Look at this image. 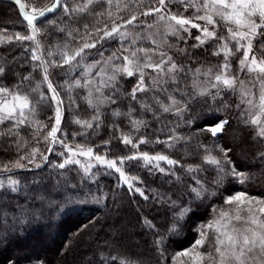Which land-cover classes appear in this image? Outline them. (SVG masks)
Masks as SVG:
<instances>
[{"label": "trees", "instance_id": "16d2710c", "mask_svg": "<svg viewBox=\"0 0 264 264\" xmlns=\"http://www.w3.org/2000/svg\"><path fill=\"white\" fill-rule=\"evenodd\" d=\"M22 1L28 11H31V6L39 7L51 3V0H37L33 5V0ZM65 2L83 3V0ZM123 2L129 5L127 10L119 13L125 18L132 12L142 11L137 0ZM144 3L157 6L154 0H144ZM169 7L175 12L184 11L182 5ZM105 10L115 13L114 6L109 8L106 0H101L100 3L91 5L86 13L68 16L64 15L63 9L60 8L40 21L36 25L41 29L37 35L40 45L37 55L47 61L58 60V55L49 57L48 52L57 53V45L62 46L65 41L70 47L77 46L79 36L73 41L67 37L66 32H59L57 28H79L83 33V24L92 25L97 19L101 21L97 27H103L104 23H109L108 17H97L95 13ZM193 11L195 10L189 9L184 14L189 16ZM150 17L141 16L140 20L145 22L151 20ZM51 21H55V25L51 24ZM134 25H127L125 28L128 30ZM15 33L27 35L30 34V29L14 2L0 0L1 39L6 40L7 36ZM225 33L224 28L219 30V34ZM171 39L176 42L175 37ZM122 43L128 47L129 40L102 41L97 45V49L90 50L92 54L87 56L85 63L101 59L99 55L98 58H92L97 50L102 52L105 58L111 56ZM34 48L36 44L29 40L21 42L13 38L10 42L0 43V67L5 69L4 73L0 74V80L5 86H15L36 100L39 99L40 93L46 98L50 97L51 93L47 84L42 82L43 71L41 67H37L40 61L31 58ZM192 51L194 55L192 53L191 56H175L174 53V60L183 68V71H178L179 77L175 82L166 76L167 83L160 82L158 86H154L152 79L146 76L145 83L149 90L137 92L136 99L133 100L129 93L136 86L137 77H120L116 85L117 91L103 89L104 96H111L115 103L99 105L98 109L90 106L85 99L88 96L86 88L68 87L70 84L74 85L76 80H80L81 84L85 82L87 76L82 75V68L69 74H65L67 66L49 68V79L63 100L62 132L57 133L61 139L73 146L84 144L93 147L94 151L109 157H122L139 151L151 155L162 153L180 163L169 166L161 162L175 172L172 179L175 181L172 184L159 183L156 186L159 187V195L163 196L162 198L149 193L151 188L146 192L137 180L132 181L135 187L144 191V196L148 197L145 199L135 188L130 189L120 180L119 173L106 166L96 164L87 177L79 165H71L65 169L53 167L62 162L64 157L57 153L64 151V148L55 144L52 145L54 151L48 152L42 136L33 138L32 134L37 128L32 125H23L18 130L20 137L29 143L17 150V137L8 134V129L14 121H5L0 124V133H4L0 135V165L19 159L20 155L29 153L34 147H39L48 156V161L40 162V167L28 164L26 168L14 169L11 173L4 174L11 175L20 183L16 191L8 187L0 188V264H121L122 260L126 264H172V256L198 239L197 229L213 220L212 202L223 204L228 196L240 191L264 198V158L258 155L264 152V140L255 137L254 127L243 122L249 116L245 112L244 104L236 107L240 103L237 88L232 90L222 87L218 95L215 88H209L211 95L196 96L188 101L187 110L182 114H177L175 110L163 112L154 99L158 98L167 105L170 104L168 95L175 96L179 101H186L194 92V75L190 76L189 73L199 67V61L201 62L204 56L203 53ZM145 72L150 74L151 69H146ZM29 74L30 79H23ZM196 77L201 76L197 73ZM37 86L38 92H32L31 89ZM142 104H147L151 110L142 107ZM55 107V102L50 100L37 105L36 120L54 124ZM115 111H119L121 115H114ZM242 111L245 112L243 116L240 115ZM96 115H99V121L92 119ZM214 117L229 121L225 131L217 137L201 131L206 120ZM77 119L90 121L93 127L86 128L77 124L74 122ZM134 120L145 123L137 129L133 127ZM97 124L99 127H96ZM181 132H185V137L191 139L176 142L173 148L155 143L157 139L174 143L169 137ZM76 133L81 135H73ZM122 135L130 136L133 143L138 139H147L150 143L141 144L135 149L131 144L122 142ZM105 141L110 143L105 144ZM200 144L213 148V154L217 156L221 154L214 148L215 144L231 149L228 154L233 166L238 171L247 172L252 179L241 185L232 177H228L221 186L214 185L212 181L216 172L211 166L203 164L202 157L205 152L202 147H198ZM38 159L39 156L36 160ZM80 160L87 162L85 157H80ZM24 161L28 163L27 160ZM135 162L137 161L126 162L124 165L125 172L132 177H135L134 174L137 177V173L142 174V167H136ZM197 164L202 165L205 170L196 175L208 185L211 193H215L211 199H196L189 190L190 184L185 182L189 176L185 173V167ZM177 176L180 177L179 182L176 180ZM167 201L171 204L165 203ZM183 208L190 210L182 219H177ZM146 220L151 221L155 227H149L145 223ZM174 224L176 231L169 232ZM161 237L163 243L157 245L155 241ZM161 248L163 257L159 251Z\"/></svg>", "mask_w": 264, "mask_h": 264}, {"label": "snow or ice", "instance_id": "6c2138e0", "mask_svg": "<svg viewBox=\"0 0 264 264\" xmlns=\"http://www.w3.org/2000/svg\"><path fill=\"white\" fill-rule=\"evenodd\" d=\"M36 2L37 0H33V5ZM100 2L101 0H83V3H68L65 0H51L50 4L39 7L31 6V11L29 12L25 11L26 5L21 3V0H15V3L19 5L24 20L27 22L30 34L15 33L7 36L6 40L0 39V43L10 42L13 38L21 42L25 40L33 41L36 44V48L33 49L31 58L32 60L40 61L37 67L42 68V82L47 84L48 91L51 93V96L47 98L43 93H40L39 99L33 100L28 93L19 91L15 86L13 88L0 86V124H3L5 121H14L8 129V134L17 137L15 141L17 150L25 147L29 143L28 140L20 137L18 131L21 126L29 124L37 128V131L32 134L33 138L42 136L43 141L47 145L48 152L54 151L52 145L55 144L62 145L64 148V151L57 153L59 156L64 157L62 162L53 165V167L65 169L71 165H79L87 177L92 173V169L96 164L106 166V168L113 169L116 173H119V179L127 184L130 189L135 188V191L141 196H144V191L139 187H135L132 183L133 180H138L139 177L129 176L125 172L124 165L126 162L142 160L145 166L151 165L152 169L161 173L171 171L172 175L175 176L174 171L161 166L162 161L169 166L180 163L168 155L162 153L151 155L148 152L137 151L132 155L109 159L107 154H100L98 151H94L93 147L84 144H76L73 146L57 135V133L62 132L63 100L60 98L56 86L49 79L50 67L65 68L67 66L65 74L82 68V75L88 76L92 73L93 69L100 66L99 70L95 73L96 76L100 77L98 83L95 79H91L85 80L83 84H81L80 80H76L74 85H68L69 88L73 86L88 88L89 94L85 99L90 106L97 109L99 104L115 103L111 96L103 95V89L109 88L117 91L116 85L118 77L121 75L132 77L138 74L137 84L131 93H129L133 100L136 99L137 92H146L149 90L144 81L145 77L150 76V74L146 73L145 69H153L158 74V76L150 77L154 86L159 85L161 76H168L172 81H176V73L183 71V68L171 56H167L165 52L161 51L159 52L160 59L154 60L153 56L156 54L157 49L134 47L137 40L143 39V37L139 33L133 35L125 26L144 23V21L140 20L141 16H155L154 23L148 24V28H153L155 25L163 22L164 43L167 42L166 38L168 35L183 39L184 37L181 36L182 32L191 36V30L198 29L200 34L194 38L199 43L193 45V47H199L209 40H214L219 46L218 50L213 54L219 56L222 53L224 57L222 64L215 73L212 72V69H208L204 73L206 76H212L214 82H211L209 86L202 87L194 80L192 83L194 92L188 96L186 101H179L175 96L168 95L167 98L170 104L166 105L154 97L163 112L175 110L177 114H182L187 110L188 101L194 99L196 96L211 95L209 87L215 88L218 95L222 87L236 90V86L239 83L240 103L236 107L239 108L241 104L248 106L246 111L249 118L243 122L255 128V137L264 138V0H154L157 6H152L151 3L146 5L144 0H137L142 11L138 13L132 12L128 18L119 15V13L128 9L129 5L127 3H124L123 0H106L109 8L115 7V13L112 10H105L95 13V15L97 17L106 15L109 23H104L103 27H97V24L101 23L99 19L92 25L85 23L83 24V33H81L79 28L67 30L64 27L57 28L59 32H66L67 37H70L73 41L79 36L77 46L70 47L69 43L65 41L62 46L57 45V53L48 52L49 57L58 55V60L53 59L47 61L42 59L41 55H37L40 48L37 35L40 34L41 29L36 26V22L39 18L45 17L48 13L58 8H62L63 14L68 16L86 13L89 11L91 5ZM169 5H182L184 11L174 12ZM189 9H194L195 11L191 15L185 16L184 13ZM197 21H202L203 24ZM50 23L55 25V21H51ZM218 28H224L226 34H218ZM130 37L131 40L128 47H125L122 43L121 47L107 58L103 56L102 52L97 50L95 54L99 55L101 59L91 64L85 63L87 56L92 54L90 50L97 49V45L102 41L119 39L123 42L128 41ZM147 39H150L153 44L157 43L152 34ZM180 51L185 52L186 50L181 49ZM117 53H120V55L117 56ZM125 53L127 54L125 55ZM237 53H242L238 61L240 70L257 74V80L259 82L258 97L253 93L252 89L245 86L244 81L238 80L237 76L229 72L232 66V58L236 57ZM121 58L123 60L122 64H112L113 59ZM165 65H167L166 71ZM109 68H111V75H109ZM4 71L5 69L0 67V74H3ZM196 72L199 73L200 69H196ZM30 78L31 74L23 79L28 80ZM163 82L167 83V81ZM93 86H95V91L100 93V96L97 98L99 104L93 101ZM253 87H256V85L254 84ZM38 90L39 86L31 89L32 92H38ZM48 100L56 104L54 124H45L39 120L34 121L32 117L37 111L36 106L46 103ZM181 104L182 106H177ZM142 107L151 110L147 104H142ZM252 109L256 110L255 114H252ZM113 114L116 116L121 115L119 111H115ZM240 115H245V112L242 111ZM92 119L99 121L100 117L96 115ZM49 120L51 121L52 118L50 117ZM74 122L86 128L93 127L90 121L77 119ZM144 123V121H132L133 127L137 129ZM228 124L229 121L226 119L220 117L210 118L206 120L205 126L201 131L217 137L225 131ZM96 127H99V124ZM3 134L0 133V135ZM73 135L81 134L76 133ZM120 139L124 144H131L135 149H138L141 144L150 143L147 139H138L136 143H133L132 138L128 135H122ZM190 139L191 137L186 138L179 135H172L169 137V140L174 143L160 141L159 139L155 143H162L168 148H173L176 142L181 140L188 141ZM104 143L108 144L110 141H105ZM198 147H202L205 152V155L202 157L203 164L211 166L212 170L216 172V177L212 183L217 187L221 186L228 177H232L234 181L241 185L252 179L247 172L238 171L233 166V162L228 154L231 149L222 148L218 144H215L214 148L218 149L221 154L217 156L213 154V148H209L203 144L198 145ZM258 155L264 158V152ZM37 156L40 157L41 162L48 161V156L39 147H34L31 152L20 156L19 159L0 165V188L8 187L12 191H16L20 181L14 179L11 175L4 174L11 173L14 169L26 168L28 165L22 163L24 160H27L28 164L40 167L41 164L37 163L36 160ZM78 157H85L87 162H82ZM184 170L195 182V186H188L190 192L194 194L196 199H199L204 193L209 191L205 187L204 181L197 178L196 175V173L202 172L205 169L202 165L197 164L187 165ZM176 180L179 182L180 177L177 176ZM144 198L147 199L148 197L144 196ZM172 203L175 204V201ZM224 203L228 205V208L220 209L213 220L201 225L197 229L199 238L189 248L177 252L172 256V264H264V199L252 197L247 192L240 191L228 196ZM189 210L188 208H183L177 219H182ZM145 223L149 227H155L151 224V221L146 220ZM175 231L176 226L174 224L169 229V232ZM155 243L161 245L163 243V237L156 240ZM159 251L163 257V249L161 248ZM121 264H126V262L122 260Z\"/></svg>", "mask_w": 264, "mask_h": 264}, {"label": "rangeland", "instance_id": "374dc122", "mask_svg": "<svg viewBox=\"0 0 264 264\" xmlns=\"http://www.w3.org/2000/svg\"><path fill=\"white\" fill-rule=\"evenodd\" d=\"M172 11H174V9H172ZM150 18H151V20H147V21H145L142 24L134 25L133 28L128 29V31L132 32L133 35H135L136 33H139L140 36L143 37V39L137 40V42L134 45V47L148 48V49H157L156 54L153 56L154 60H159L160 59L159 52H161V51L165 52L167 54V56H171L173 58V60H174V53H175V56H177V54H180V55L189 54V56H191V54L193 53L192 50H194L195 53L198 52L197 54L203 53V56H204L202 58L203 60L201 62L199 61V67L198 66L196 67V69H200L199 75L201 77L200 78L196 77V74H197L196 69H195V71H192L191 73H189V75L190 76L194 75L193 79L196 80L197 83L200 86H202V87L209 86V84L211 82H214L212 76H206L204 73H206L208 71V69H212V72L215 73L218 70L219 66L223 62L224 57H223L222 53L219 56H216V55L213 54L214 52H216L218 50V46H219L218 43L216 41H214V40H209L205 44H203V45H201L199 47H193V45H197L199 43L194 38L196 35L200 34L198 29H192L191 30L192 31V35L191 36H189L187 33H183L182 32L181 36L184 37L183 39H178L175 36L168 35L167 38H166L167 42L164 43L165 37L163 35V33H164L163 22H161L160 24L155 25V27H153V28H148L147 25L148 24H153L154 21H155V16H151ZM198 23L203 24L202 21H200ZM219 30H221V28H218V34H219ZM150 34L154 35V38L157 41L156 44H153L150 39H147V37ZM225 34H222V35H225ZM172 37L176 38V42L171 39ZM1 38L2 37L0 35V39ZM130 40H131V37L129 38V42H130ZM181 49H184L186 51L182 52V51H180ZM126 54L127 53H125V55ZM119 55H120V53L117 54V56H119ZM193 55H194V53H193ZM97 56L98 55L94 54V55H92V58H98ZM241 56H242V53H237L236 57L232 58V61H231L232 66L229 69V72L232 75L237 76L238 80L244 81L245 86L250 88V89H252L253 93L258 97V94H259V82L257 80V74L256 73H248L246 70H244V71L240 70L238 61H239V58ZM165 59H166V57H165ZM212 60H214V61H212ZM174 61L177 62L176 60H174ZM178 61H179V59H178ZM203 61H204V63H203ZM90 62L94 63V61H90ZM91 63H89V64H91ZM122 63H123L122 58L121 59H113V61H112V64H122ZM200 65H202V66H200ZM204 66H206V67H204ZM99 67L100 66H97L96 70L93 69L92 73L86 77V80L95 79L97 81V83H98L100 77L96 76L95 73L99 70ZM166 70H167V65H165V71ZM145 71H146V69H145ZM109 75H111V68H109ZM134 76H136L137 80H138V74L134 75ZM155 76H158V74L156 72H154L153 69H151V73H150L149 78L150 77H155ZM120 77H123V75L119 76L118 78H120ZM178 77H179V75H178V72H177L176 73V80H177ZM145 79H146V77H145ZM167 79H168V77L166 78V76H161L160 77L161 82L166 81ZM150 80H151V78H150ZM254 84L256 85V87H253ZM145 85H146V83H145ZM0 86H5V83L3 81H1V80H0ZM209 88L211 89V87H209ZM236 88L239 90V88H240L239 83L237 84ZM86 91L89 94V89L88 88H86ZM99 96H100V93H97L95 91V86H93L92 87V98H93L94 103L99 104V101L97 99ZM104 104H99V105H104ZM247 108H248V106L245 105L244 109H245L246 114L248 115V113L246 111ZM255 111H256L255 109H252V114H255ZM37 118H38L37 114L35 113V115L32 117V119L35 121ZM25 125L30 126L29 124H25ZM177 135L185 137L186 133L185 132H181V133H177ZM263 140H264V138H263ZM100 154H102V153H100ZM22 155H24V154H22ZM22 155H20V156H22ZM78 158L80 159V157H78ZM108 158L109 159H113V158H116V157H113V156L109 157L108 156ZM40 162H41L40 159H38L37 163H40ZM22 163L28 165V163L25 162V161H22ZM134 164L136 165V167L137 166H141L142 167V171H141L142 174L140 175V174L137 173V177H139V179L137 180L138 181L137 183L141 187H143V189L146 192H149L150 191L149 188H151V192H149V193H151L152 195H154L156 197H159V198L163 197V196L160 197V195H159L160 194V191H159L160 189H159V187H156V186H158L159 183L160 184L161 183L172 184L173 181H175V180H172L173 179V175L170 173L171 171H168V172H165V173H161V172H159V171H157L155 169H152L151 165L145 166L141 161H137ZM161 166L166 168V169H170L169 166L164 165L162 163H161ZM110 172L113 173V171H110ZM134 176L136 177L135 174H134ZM197 178L201 179L199 176H197ZM185 182L187 184L195 186V182L192 180L191 176H188L187 179L185 180ZM205 187L208 188V185L206 183H205ZM208 190H209V188H208ZM248 195L252 196V197H257V198L264 199L263 197H258L256 195H251L249 193H248ZM213 196H214V194H211V192L209 190L208 192L204 193V195L202 197L206 198V199H211ZM165 200H168V199H165ZM165 203L171 204V203H169V201H167ZM212 207H213V219H214V217L218 214L219 210L222 209V208L223 209H227L228 205H226L225 203L220 204V203H217V202H212ZM190 246L186 247L185 249L189 248ZM185 249H183V250H185Z\"/></svg>", "mask_w": 264, "mask_h": 264}, {"label": "water", "instance_id": "95a60500", "mask_svg": "<svg viewBox=\"0 0 264 264\" xmlns=\"http://www.w3.org/2000/svg\"><path fill=\"white\" fill-rule=\"evenodd\" d=\"M8 1H12V2H14L15 3V0H8ZM21 3H23V1L21 0ZM16 4V3H15ZM17 6H18V9H19V5L18 4H16ZM60 8H58L57 10H55V11H53V12H51V13H48L45 17H42V18H39V20L36 22V25L40 22V21H42V20H44L45 18H47V17H49L51 14H54V13H56L58 10H59ZM25 11H28V10H26V8H25ZM19 12H20V9H19ZM30 12V11H29ZM20 14H21V17H22V19H23V21L27 24V22L24 20V18H23V14L20 12Z\"/></svg>", "mask_w": 264, "mask_h": 264}]
</instances>
